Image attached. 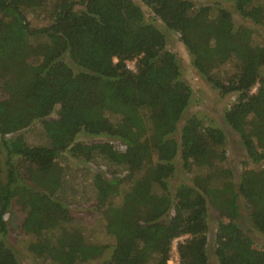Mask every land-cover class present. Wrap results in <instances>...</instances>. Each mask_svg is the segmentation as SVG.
Returning <instances> with one entry per match:
<instances>
[{
  "label": "trees",
  "instance_id": "obj_1",
  "mask_svg": "<svg viewBox=\"0 0 264 264\" xmlns=\"http://www.w3.org/2000/svg\"><path fill=\"white\" fill-rule=\"evenodd\" d=\"M138 1L0 0V264H19L5 241L12 202L37 264L106 252L107 264H167L178 238L177 264H209L208 208L216 264H264L237 221L240 200L264 237V46L252 40L264 0H223L241 24L220 5ZM141 6L177 35L207 85L234 95L223 121L245 158L236 181L220 129L189 117L177 130L190 89ZM34 127L41 144L10 143ZM79 133L94 140L76 141ZM178 173L186 181L171 188ZM82 194L110 246L91 241L93 229L71 212Z\"/></svg>",
  "mask_w": 264,
  "mask_h": 264
},
{
  "label": "rangeland",
  "instance_id": "obj_2",
  "mask_svg": "<svg viewBox=\"0 0 264 264\" xmlns=\"http://www.w3.org/2000/svg\"><path fill=\"white\" fill-rule=\"evenodd\" d=\"M135 3L139 4L138 0H133ZM195 6H208L216 9L219 5L231 12V17L233 23L241 24V20L236 13H234L230 3L223 0H190ZM143 13L145 15V20L155 25L165 37V49L173 53L176 57L177 64L180 71V79L185 82L190 89V97L187 105L182 113L181 120L177 124V130L182 124L183 120L189 117L197 118L203 125L217 127L221 130L223 135L222 145L226 153V162L230 167L233 174V178L236 181L238 175L241 171V161L244 160V154L241 149L237 135L232 132L228 126L225 125L223 121V112L226 110L233 102L234 95H228L225 97H220L216 91H214L209 85H207L202 78H200L191 66V59L187 51L178 41L177 35L171 31L164 30L160 24L153 19L151 13L144 7L141 6ZM28 21L31 26L39 27L42 23L37 22L33 17L28 16ZM252 40L256 44L264 46V29L253 30ZM127 67L133 70V64L127 63ZM51 116H54L51 114ZM40 135L39 130L34 127V129H29L21 133H17L16 136L9 139L10 143H14L18 136L22 137L23 140L29 146H35L41 144L40 141L37 142L34 138ZM20 137V138H21ZM76 141L90 142L94 140L92 136L79 133L76 136ZM71 167L81 168L80 164L70 163ZM75 173V171H74ZM77 175H82L81 172L76 171ZM184 175L178 173L171 181L170 187L173 188L177 186L180 182H185ZM1 178V177H0ZM89 194H82L80 198H77L75 202L71 203V212L75 215H79L80 219L85 221V226L92 228L93 232L89 235L91 241L105 244L110 246L112 244V238L106 235L101 229V225L96 221L94 213L91 211L90 205L92 204L89 198ZM238 204V223L240 224L243 231L250 237L254 246L264 249V237L258 234L252 229L250 223L246 217V210L239 200ZM5 221L7 224V234L5 236V241L9 244L16 252L19 264H37L33 255L27 251V246L33 241L32 236L24 235L19 233L17 229L18 223L22 219V213L19 211L18 207L12 202L6 212ZM214 217L210 213V208H208V262L209 264H216L215 259L212 255V240L214 234ZM92 229H87V232ZM108 252H106L101 258L89 261L85 264H107ZM167 264H177V256L174 249L171 250L170 258Z\"/></svg>",
  "mask_w": 264,
  "mask_h": 264
},
{
  "label": "built area",
  "instance_id": "obj_3",
  "mask_svg": "<svg viewBox=\"0 0 264 264\" xmlns=\"http://www.w3.org/2000/svg\"><path fill=\"white\" fill-rule=\"evenodd\" d=\"M128 63H129V62H128ZM130 63H132V62H130ZM126 66H127V63H126ZM127 68H128V67H127ZM128 69H129V68H128ZM180 240H181V238H178V239L173 240L171 250L174 249L176 242H177V241H180Z\"/></svg>",
  "mask_w": 264,
  "mask_h": 264
}]
</instances>
